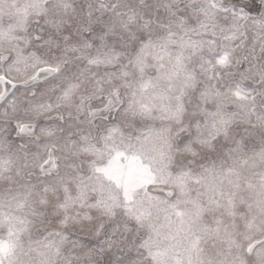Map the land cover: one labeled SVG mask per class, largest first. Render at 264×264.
<instances>
[{
    "label": "rangeland",
    "instance_id": "374dc122",
    "mask_svg": "<svg viewBox=\"0 0 264 264\" xmlns=\"http://www.w3.org/2000/svg\"><path fill=\"white\" fill-rule=\"evenodd\" d=\"M0 264H264V0H0Z\"/></svg>",
    "mask_w": 264,
    "mask_h": 264
}]
</instances>
